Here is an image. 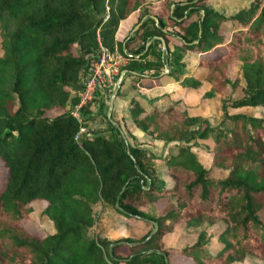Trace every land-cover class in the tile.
<instances>
[{
	"label": "trees",
	"instance_id": "16d2710c",
	"mask_svg": "<svg viewBox=\"0 0 264 264\" xmlns=\"http://www.w3.org/2000/svg\"><path fill=\"white\" fill-rule=\"evenodd\" d=\"M154 1L0 0V163L7 171L0 264H234L247 255L264 262V118L231 112L264 107V0L232 14L214 10L211 0H163L175 33L164 31L162 17L155 15L157 24L149 17ZM133 12L136 25L147 18L117 41L120 21ZM155 36L167 54L159 39L142 53ZM101 46L126 58L121 70L136 71L141 87L198 88L206 81L205 97L221 95L216 125L175 111L178 101L167 105L168 94L145 98L149 109L132 98L135 126L176 148L163 157L171 186L157 172L160 157L125 141L99 94L83 107L81 122L72 116L89 59ZM194 68L202 69L198 77ZM101 115L105 130L90 129ZM80 127L86 131L76 139ZM209 139L207 167L194 145ZM162 199L155 215L150 208ZM35 201L45 203L42 214L54 228L41 238L22 225ZM105 206L152 228L139 239L101 238L97 222ZM150 220L158 228L148 238ZM180 226L195 243L166 247Z\"/></svg>",
	"mask_w": 264,
	"mask_h": 264
},
{
	"label": "rangeland",
	"instance_id": "374dc122",
	"mask_svg": "<svg viewBox=\"0 0 264 264\" xmlns=\"http://www.w3.org/2000/svg\"><path fill=\"white\" fill-rule=\"evenodd\" d=\"M237 1L240 2L236 3L235 1H228V0H217L216 2L214 1L213 2L215 5L214 9L217 11L223 10L229 13L235 11L237 7L240 8L239 6L242 7L247 6L251 0H237ZM150 10L152 12V15L160 16L164 19V21H166V25L164 26L165 30L174 33L179 31L177 27L175 26L172 27L168 22V10L164 5L163 0H155L154 2H152L150 6ZM137 21L138 18L136 19V16H132L130 20H128L127 23H129V29L131 30L130 34H132V32L134 31V27L136 26ZM125 32H126L125 27H123L118 37L122 39L124 37V34H126ZM1 54H2V47H1V38H0V55ZM191 62L195 63V60L192 59ZM126 63L127 60L125 58L124 62L122 63V65L118 70L117 75L114 78V83L111 86L113 90L116 88V81L118 79L119 73L122 67ZM166 68L161 70L159 74L161 72H164ZM201 70H202L201 68H194V70L192 71L194 75L198 77V73ZM156 72L157 71L155 70L144 71L145 74H154ZM134 77L135 76H132L130 78L126 77L125 80L126 81L130 80L132 81V84H136L137 94L135 95V98L137 97L139 99L143 107L149 109L151 105L149 101L145 100V96H143L144 95L143 93H145L149 97H153L157 94H160L159 97H161L163 95L162 93L165 92L166 90L156 88L157 86L151 88H145V87L142 88L140 86L141 81H137L133 79ZM210 88L211 85L208 82L203 81L202 85L198 88H191L187 86L185 89H181L180 90L181 92L178 95H181L182 101L178 100V103L174 105V110L177 112L186 110L191 116L208 120L211 123V125L213 124L216 125L219 122L222 115L221 102H220L221 95L215 94V96L213 97H208V98L205 97L204 94L207 91H209ZM159 102H161V99L159 100ZM95 109L96 106L90 107V112ZM231 112L232 113L243 112L248 115L264 118V107H242L236 110H232ZM105 119L106 117H103L102 115L99 118H96V120H93L92 123H90V129L105 130L106 127ZM112 119L118 122L120 128L124 131L126 138L128 139V142H130L133 145L142 146L147 150L151 151L156 157H160L156 159L157 164L160 166L157 168V172L160 175V177L163 179L164 184L166 186H171L173 184V180L171 178V175L168 173L166 169V166L163 161V157L166 156L168 152L171 153L176 150L174 145L164 144L162 141L156 139L153 135L143 132L141 129L135 126V124L132 122L130 115L129 117L118 118L116 115L114 116L112 114ZM85 131L86 128H84V131L80 133L78 136L79 137L82 136ZM204 147L211 148L212 141L210 139L198 140L197 143L194 145V150L198 154V158L208 167L210 166L211 160H210V156L208 155L207 151H205ZM6 175H7L6 168L3 166L2 163H0V188L4 185ZM217 176H220V174H217ZM165 204H166L165 200L163 199L159 200L154 206L150 208V211L156 215L157 212H159L164 207ZM32 207H33V211L29 214L28 218L22 222L24 228L31 235L39 238L45 236L46 234L53 233L54 228L52 224L42 214V211L45 207V203L43 201H35L32 203ZM97 225H98L97 234L99 235V237L109 238V239H116L118 237H132L134 239H139L142 238V236H144L152 228L150 225H147L143 221L128 222L124 219H120L117 213L113 210V207L111 206H105L102 209L101 218L98 220ZM218 232H219V228L217 226H214L209 230V233H211L213 237H215ZM195 241H196V236L193 233H187V230L185 231L183 226L178 227L174 232L168 234L167 237L165 238L166 247L183 248L194 244ZM212 241H214V238H212ZM234 264H264V262L260 261L255 257L247 255L244 260L236 262Z\"/></svg>",
	"mask_w": 264,
	"mask_h": 264
},
{
	"label": "built area",
	"instance_id": "2783aa9c",
	"mask_svg": "<svg viewBox=\"0 0 264 264\" xmlns=\"http://www.w3.org/2000/svg\"><path fill=\"white\" fill-rule=\"evenodd\" d=\"M124 59L125 57L117 51H110L102 46L96 54L91 56L82 77L83 87L78 92L79 102L72 109V116L77 121L83 120V107L93 101L97 94L102 97V103L108 108L110 96L114 91L111 86ZM83 131L84 128L80 127L75 136L76 139H79L78 135Z\"/></svg>",
	"mask_w": 264,
	"mask_h": 264
},
{
	"label": "crops",
	"instance_id": "0c3cea01",
	"mask_svg": "<svg viewBox=\"0 0 264 264\" xmlns=\"http://www.w3.org/2000/svg\"><path fill=\"white\" fill-rule=\"evenodd\" d=\"M216 2L217 0H211L209 3H210V5L213 7V9H214V7H215V5H214V3L213 2ZM228 1H235L236 3H239L240 1H237V0H228ZM248 2V1H247ZM249 5V4H248ZM247 5V6H248ZM247 6H244V7H247ZM240 8H244V7H242V6H239ZM240 8H236V10L235 11H237L238 9H240ZM233 9V8H232ZM215 10V9H214ZM227 10V9H226ZM217 11V10H216ZM235 11H233V12H226V11H219V12H224V13H226V14H232V13H234ZM171 12V11H170ZM132 16H136V19L138 18V16H139V13L138 12H133L132 14H130L126 19H124V20H121L120 21V23H119V26H118V28H117V31H116V34H115V39L117 40V41H122V40H124V38L127 36V35H129L130 34V32H131V30L129 29V23H127L128 22V20H130V18L132 17ZM127 24V25H126ZM134 24V23H133ZM132 24V25H133ZM123 27H125V33L126 34H124V37L122 38V39H120L118 36H119V34H120V32H121V30H122V28ZM175 37V36H174ZM202 71V70H201ZM199 72V71H198ZM126 77H132V76H129V75H127V76H125L124 77V79H123V82H122V84H121V87H120V90H119V92H118V94H117V96H116V98H115V100H114V102H113V106H112V111H111V115L113 114L114 116L116 115L118 118H121V117H129V115H130V105H131V100H132V98L133 97H135V95L137 94V91L135 90V89H133L132 88V81H126L125 80V78ZM204 82H206V81H204ZM187 86H182V85H180V84H177V83H173V82H169V83H166V84H163V85H158L156 88H160V89H164V90H166L165 92H163L162 94L164 95V94H168V95H170V98H169V100L168 101H166V104L168 105V104H171V103H173V102H171V101H182V97H181V95H178V94H180V90L181 89H185ZM142 88H144V87H142ZM173 90V91H172ZM144 95L143 96H145V98H147V99H152V98H154V97H159V95L160 94H157V95H155V96H153V97H149L148 95H146L145 93H143ZM136 132H137V130H136Z\"/></svg>",
	"mask_w": 264,
	"mask_h": 264
},
{
	"label": "water",
	"instance_id": "95a60500",
	"mask_svg": "<svg viewBox=\"0 0 264 264\" xmlns=\"http://www.w3.org/2000/svg\"><path fill=\"white\" fill-rule=\"evenodd\" d=\"M196 1H197V0H193V2H196ZM182 4H186V2H183ZM173 8H174V7H173V5H172V6H171V12H172ZM149 17L152 18V19H154L155 22H156V24L158 23V18H157L155 15H149ZM146 18H147V17H143V18L139 21V23L134 27V31L137 30V29L139 28V26L143 23V21H144ZM164 31H165V29H164ZM155 39H159V40L161 41L162 50L164 51L165 54H167L166 43H165L164 39H163L162 37H160V36H155L153 39L149 40V41L146 43V45H145V49H144V51H143L142 53H144V52L148 49L149 45H150V44L152 43V41L155 40ZM142 53H141V54H142ZM136 56L139 57L140 54H138V55H136ZM168 71H169V69L166 68V69L164 70V72H161V73H160V75L166 74ZM127 75H129V76H136V75H138V73H137L136 71H131V70H127V69H123V70L120 71L119 76H118V79H117V81H116V88L114 89V91L112 92V94H111V96H110L109 103H108V108H107V113H106L108 120H110V121L112 122V124H113V125H114V126L120 131V134H121L122 137L125 139V141H127L126 135H125L124 131L120 128L118 122H117V121H114V120L112 119L111 111H112L113 102H114V100H115V98H116V96H117V94H118V92H119V90H120V87H121V84H122V82H123V79H124V77L127 76ZM149 184H150V181H148V185H149ZM148 185L145 186L144 188H148ZM116 206L118 207L117 204H116ZM144 220L147 221V219H144ZM150 223L153 224L154 228H153V230L151 231V233L149 234L148 238H149V237H150V236H151V235L157 230V228H158V225H157V223H156L155 221H151V220H150Z\"/></svg>",
	"mask_w": 264,
	"mask_h": 264
}]
</instances>
